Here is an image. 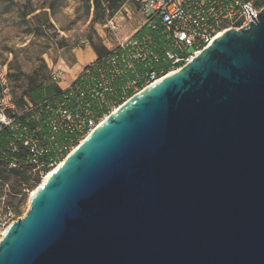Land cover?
<instances>
[{
    "label": "water",
    "instance_id": "95a60500",
    "mask_svg": "<svg viewBox=\"0 0 264 264\" xmlns=\"http://www.w3.org/2000/svg\"><path fill=\"white\" fill-rule=\"evenodd\" d=\"M251 18L78 144L0 264H264V7Z\"/></svg>",
    "mask_w": 264,
    "mask_h": 264
},
{
    "label": "built area",
    "instance_id": "2783aa9c",
    "mask_svg": "<svg viewBox=\"0 0 264 264\" xmlns=\"http://www.w3.org/2000/svg\"><path fill=\"white\" fill-rule=\"evenodd\" d=\"M134 1L138 2L141 15H149L148 27L152 30L160 28L158 36H134L119 42L108 50L109 54L102 62L91 64L80 71L77 79L81 84L74 94L69 93L76 99L74 107L63 103L54 109L47 108L48 146L40 148L39 139L33 131L13 124V119L7 113L15 109L9 94L7 74L4 70L0 71V131L4 127L14 131V138L29 149L30 157L27 161L35 166L34 171L43 172L47 166L55 164L40 162L41 155L56 152L61 162L115 110L116 107L105 115L106 110L111 108L108 107L110 101L114 104L122 101L123 104L156 81L176 72L206 48L218 34L248 25L254 21L251 17L256 19L264 7V0ZM150 60H161L167 67L156 71L148 63V73L136 75L124 83V78L134 72L136 64ZM61 137L63 143L58 146L57 140ZM16 167V161L9 163V168ZM14 221L11 211L0 214V237Z\"/></svg>",
    "mask_w": 264,
    "mask_h": 264
},
{
    "label": "rangeland",
    "instance_id": "374dc122",
    "mask_svg": "<svg viewBox=\"0 0 264 264\" xmlns=\"http://www.w3.org/2000/svg\"><path fill=\"white\" fill-rule=\"evenodd\" d=\"M138 5L134 0H0V71L7 74L16 105L13 116L33 115L38 132L39 110L21 101L30 77L38 83L55 82L62 89L71 87L86 65L145 31L147 16L141 15ZM111 6L113 11L108 9ZM121 102L110 101L105 115ZM59 163L47 166V172L27 170L16 175L0 158V214L10 210L14 220L23 217L31 192ZM19 178L27 182L19 184ZM21 194L24 198L19 202Z\"/></svg>",
    "mask_w": 264,
    "mask_h": 264
},
{
    "label": "trees",
    "instance_id": "16d2710c",
    "mask_svg": "<svg viewBox=\"0 0 264 264\" xmlns=\"http://www.w3.org/2000/svg\"><path fill=\"white\" fill-rule=\"evenodd\" d=\"M125 0H120L121 3H123ZM98 3V1H96ZM120 5V4H118ZM109 10H114V7H109ZM148 17V16H147ZM150 22V17L147 18V24ZM145 25V31L140 32L139 34H136V38H140L141 36L145 34L152 35L154 37H157L160 28H157L155 30H152L148 27V25ZM145 32V33H144ZM107 52V51H106ZM109 54V51L107 54L103 56H99L97 60L94 63H90L89 65H86L83 69L88 68L91 64L100 63L102 62L103 58L107 57ZM152 66L156 71H159L163 67H167V64L163 61L155 62L153 60H150V62H142L138 63L134 67L133 73H128L126 78H124V83L127 81H130L134 79L137 76L143 75L145 73H148L150 70V67ZM81 84L79 79L74 80V82L71 85V89H62L57 83H48L45 84L44 82L38 83L35 77H30L26 89L23 91V95L21 98V101L28 105L35 106L37 110H39L38 113V123H39V130L36 132V128L34 127V123H32L33 115L30 114H20L14 115V110L8 111V115L13 119L14 125H21L24 126L31 131L35 133V136L39 139V147H45L49 145L48 142V136H49V129L47 126V108H57L63 103H67L68 107H74L76 99L74 97H71L69 95L70 92L73 94L75 93L77 87ZM14 108H16L15 102H13ZM16 110V109H15ZM13 113V114H12ZM58 146H61L63 143V138H58ZM65 141V140H64ZM57 155V154H56ZM54 154V152H51L49 154H44L39 157L40 162L49 165L50 162L57 164L60 159ZM30 157L29 149L24 147L20 141L16 140L14 138V131L10 127H4L0 131V158L2 161V164L5 167H9V163L11 161H16L18 164V167L16 168H10L13 170H9V172H15L16 175H20V173L27 172V170L34 171L35 166L32 164H29L27 159ZM22 171V172H21ZM44 172H47L46 169ZM19 182V184H25L27 182L26 178H19L16 180ZM22 197L19 200L21 202L24 198V194H21ZM10 211V210H9Z\"/></svg>",
    "mask_w": 264,
    "mask_h": 264
},
{
    "label": "bare ground",
    "instance_id": "6f19581e",
    "mask_svg": "<svg viewBox=\"0 0 264 264\" xmlns=\"http://www.w3.org/2000/svg\"><path fill=\"white\" fill-rule=\"evenodd\" d=\"M229 30H231V29H229ZM226 31H228V30H226ZM224 32H225V31H224ZM222 33H223V32H221L220 34H218V35L216 36V38H217L218 36H220ZM170 74H172V73H170ZM160 80H161V79H160ZM158 81H159V80H158ZM158 81H156V82H158ZM119 106H120V105H119ZM119 106H117V107L115 108V110H116L117 108H119ZM107 117H108V116H106V118H107ZM106 118H104L103 121H104ZM103 121H102V122H103ZM102 122H101V123H102ZM57 166H58V165H56V167H57ZM56 167H55V168H56ZM55 168H53L52 171L46 173V176H45L44 178L46 179V178H47V177L53 172V170H54ZM45 179H44V180H45ZM44 180H43V181H44ZM32 192H33V191H32Z\"/></svg>",
    "mask_w": 264,
    "mask_h": 264
},
{
    "label": "crops",
    "instance_id": "0c3cea01",
    "mask_svg": "<svg viewBox=\"0 0 264 264\" xmlns=\"http://www.w3.org/2000/svg\"><path fill=\"white\" fill-rule=\"evenodd\" d=\"M92 61V60H91ZM91 61H89L88 63H90Z\"/></svg>",
    "mask_w": 264,
    "mask_h": 264
}]
</instances>
